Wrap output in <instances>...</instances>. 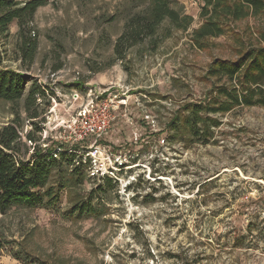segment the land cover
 <instances>
[{"label": "rangeland", "instance_id": "obj_1", "mask_svg": "<svg viewBox=\"0 0 264 264\" xmlns=\"http://www.w3.org/2000/svg\"><path fill=\"white\" fill-rule=\"evenodd\" d=\"M173 1L187 28L166 19L122 59L115 41L150 0H48L31 23L37 50L27 69L17 59L15 21L0 39V69L21 71L27 86L36 81L55 94L41 107L42 148L77 146L99 172L84 171V183L61 190L54 204L0 214V264H264V107L211 115L219 125L207 144L173 137L169 126L183 105L207 101L224 83L209 75L210 65L257 44L260 25L231 23L200 48L192 32L204 1ZM89 88L107 102L110 120L102 135L79 139L86 96L72 101L71 92ZM22 103L23 134L30 125ZM15 109L0 100V126ZM101 174L112 182L98 195L100 214L70 215L71 202Z\"/></svg>", "mask_w": 264, "mask_h": 264}, {"label": "trees", "instance_id": "obj_2", "mask_svg": "<svg viewBox=\"0 0 264 264\" xmlns=\"http://www.w3.org/2000/svg\"><path fill=\"white\" fill-rule=\"evenodd\" d=\"M150 1L149 10L126 20L114 44L113 52L117 59H122L130 47L153 37L166 19L180 28H187L189 23L181 26L180 13L173 8V0ZM203 1L200 12L203 22L192 32V41L200 48L206 39L222 35L231 23L253 18L260 25L257 27V44L240 50L235 60L216 59L210 65L209 75L224 80L212 96L205 102L183 105L170 121L173 137L181 139L188 135L191 141L207 144L211 129L219 125L211 115H223L235 107H264V0ZM46 4L48 0H0V39L10 36L9 26L15 21L18 26L17 59L26 69L33 63L37 50L31 23L37 9ZM27 79L21 71L0 69V100L17 106L10 122L0 126V214H6L13 207L33 208L43 202L54 204L61 190L80 187L84 183L85 172L91 174L93 171L90 156L85 155L86 150L63 145L42 148L41 137L37 136L44 130V118H41L44 110L41 107H49L46 97L51 99L55 94L51 88H45L36 81L27 86ZM21 100L23 113L30 125L23 134L18 111ZM96 173L99 172L90 177H95ZM101 179V183L86 197L71 202L70 215L100 214L98 195L112 182L106 174H101ZM251 225L248 224L249 230Z\"/></svg>", "mask_w": 264, "mask_h": 264}, {"label": "built area", "instance_id": "obj_3", "mask_svg": "<svg viewBox=\"0 0 264 264\" xmlns=\"http://www.w3.org/2000/svg\"><path fill=\"white\" fill-rule=\"evenodd\" d=\"M78 89L72 90V101H79L85 95L86 104L83 107L80 106L81 108L77 112L78 126L75 131L76 135L79 139L93 135L98 137L105 132L110 120L108 104L106 101L99 100L98 96L90 94L92 93V88H89L86 94H83V90ZM95 172L93 170L91 175Z\"/></svg>", "mask_w": 264, "mask_h": 264}]
</instances>
